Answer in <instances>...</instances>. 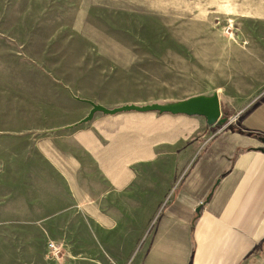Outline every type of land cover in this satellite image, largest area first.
Returning <instances> with one entry per match:
<instances>
[{"label": "crops", "instance_id": "crops-1", "mask_svg": "<svg viewBox=\"0 0 264 264\" xmlns=\"http://www.w3.org/2000/svg\"><path fill=\"white\" fill-rule=\"evenodd\" d=\"M235 11L251 36L231 45L250 52L226 56L236 74L214 92L226 124L156 112L81 123L92 106L74 97L91 107L74 122L0 141V224H26L12 235L33 238L30 264H51L44 239L62 236L91 264H264V0Z\"/></svg>", "mask_w": 264, "mask_h": 264}, {"label": "rangeland", "instance_id": "rangeland-1", "mask_svg": "<svg viewBox=\"0 0 264 264\" xmlns=\"http://www.w3.org/2000/svg\"><path fill=\"white\" fill-rule=\"evenodd\" d=\"M245 3L0 0V141L74 122L91 108L74 97L114 109L214 95L236 74L226 56L250 52L231 45L251 36L235 11ZM26 227L0 224V264L31 263L33 238L12 235ZM44 240L64 244L58 259L45 251L51 264H91L67 237Z\"/></svg>", "mask_w": 264, "mask_h": 264}, {"label": "water", "instance_id": "water-1", "mask_svg": "<svg viewBox=\"0 0 264 264\" xmlns=\"http://www.w3.org/2000/svg\"><path fill=\"white\" fill-rule=\"evenodd\" d=\"M88 102L92 106V110L90 111L89 115L83 121H81V123L90 122L96 113L116 115L124 112H156L159 114L199 116L204 117L207 121V125L210 127L215 125H224L228 121L227 117H223L221 103L217 93L212 96L196 97L194 99H190L187 102L178 104H150L144 106L131 104L114 109L104 107L94 102ZM199 210L200 209H198L197 212H199Z\"/></svg>", "mask_w": 264, "mask_h": 264}, {"label": "built area", "instance_id": "built-area-1", "mask_svg": "<svg viewBox=\"0 0 264 264\" xmlns=\"http://www.w3.org/2000/svg\"><path fill=\"white\" fill-rule=\"evenodd\" d=\"M63 249H64V244H62V243H58V242L53 241V242L48 244L49 255L53 259L60 258L62 256Z\"/></svg>", "mask_w": 264, "mask_h": 264}]
</instances>
